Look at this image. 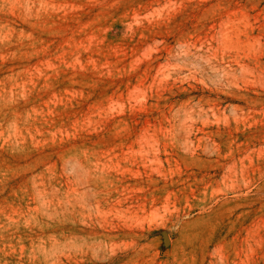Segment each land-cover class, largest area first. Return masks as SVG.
Returning a JSON list of instances; mask_svg holds the SVG:
<instances>
[{
  "label": "rangeland",
  "instance_id": "rangeland-1",
  "mask_svg": "<svg viewBox=\"0 0 264 264\" xmlns=\"http://www.w3.org/2000/svg\"><path fill=\"white\" fill-rule=\"evenodd\" d=\"M0 264H264V0H0Z\"/></svg>",
  "mask_w": 264,
  "mask_h": 264
},
{
  "label": "water",
  "instance_id": "water-1",
  "mask_svg": "<svg viewBox=\"0 0 264 264\" xmlns=\"http://www.w3.org/2000/svg\"><path fill=\"white\" fill-rule=\"evenodd\" d=\"M165 241H166V242H168V241H169V239H168V237H167V236L165 237Z\"/></svg>",
  "mask_w": 264,
  "mask_h": 264
}]
</instances>
